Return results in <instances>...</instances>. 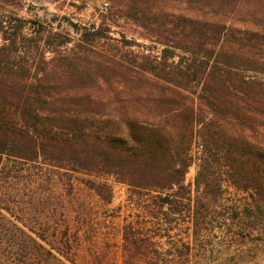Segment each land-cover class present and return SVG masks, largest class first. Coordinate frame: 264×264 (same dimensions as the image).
Returning a JSON list of instances; mask_svg holds the SVG:
<instances>
[{
  "label": "trees",
  "instance_id": "16d2710c",
  "mask_svg": "<svg viewBox=\"0 0 264 264\" xmlns=\"http://www.w3.org/2000/svg\"><path fill=\"white\" fill-rule=\"evenodd\" d=\"M109 1L158 56L112 53L101 25L68 48L41 22L0 19V264H78L74 223L90 211L77 195L109 204L107 178L131 208L122 264H192L207 242L253 264L264 255V0ZM26 42L42 48L28 68Z\"/></svg>",
  "mask_w": 264,
  "mask_h": 264
},
{
  "label": "rangeland",
  "instance_id": "374dc122",
  "mask_svg": "<svg viewBox=\"0 0 264 264\" xmlns=\"http://www.w3.org/2000/svg\"><path fill=\"white\" fill-rule=\"evenodd\" d=\"M104 3L108 4L107 9L101 11V6ZM112 6L113 4L109 0H21L19 4L1 8L0 19L2 15L6 14L12 20V26L19 25V22L14 20L15 17L41 22L47 29L48 26L51 27L53 32L67 34L71 41L68 48H71L80 39V34L85 29H91L93 26L98 28L101 25V35L104 37L101 41L107 43L113 51L112 53L129 59H131V53L158 56L161 50L160 45L146 39L149 37L148 32L144 31L136 22L124 17L127 13L125 8L115 7L113 10ZM70 23L75 27H71ZM29 26L30 24L23 30L24 35L31 34ZM51 42L57 43L52 39ZM23 47L24 54L17 62L28 68L34 58L42 55V48L39 50L33 48L32 44L28 42L24 43ZM49 55L51 54H46V56ZM194 176L195 166L192 165L185 176V183L191 191L194 190ZM107 179L112 187V199L109 204L102 203L93 195H88L85 192L77 195V198L84 200L90 211L89 222L84 225L74 223L73 229L79 230L81 237L78 264H122L121 227L131 208L128 207L126 201L127 187L115 182L112 178ZM233 193L232 189L225 187L224 196L226 199H235ZM74 217L77 221L76 216ZM185 233L186 230L183 227L174 235L175 244L178 238L186 241ZM207 247L206 254L203 251L204 255L191 259L192 264H234L236 249L213 246L210 242H207ZM250 251H255V248L253 247ZM174 253L179 263L185 259L182 256V250ZM252 263L264 264V255L259 256Z\"/></svg>",
  "mask_w": 264,
  "mask_h": 264
},
{
  "label": "built area",
  "instance_id": "2783aa9c",
  "mask_svg": "<svg viewBox=\"0 0 264 264\" xmlns=\"http://www.w3.org/2000/svg\"><path fill=\"white\" fill-rule=\"evenodd\" d=\"M107 6L108 4L107 3H104L102 6H101V11H104L107 9Z\"/></svg>",
  "mask_w": 264,
  "mask_h": 264
}]
</instances>
